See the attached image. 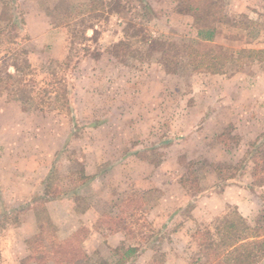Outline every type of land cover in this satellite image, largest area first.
<instances>
[{"label": "rangeland", "instance_id": "1", "mask_svg": "<svg viewBox=\"0 0 264 264\" xmlns=\"http://www.w3.org/2000/svg\"><path fill=\"white\" fill-rule=\"evenodd\" d=\"M92 1L111 4L93 12L97 16L87 24L92 40L71 53L68 22L83 17ZM175 1L0 0V27L14 2L15 14L25 16L21 35L28 39L21 44L41 75L68 62L71 102L69 113L55 97L39 111L34 92L0 95V221L4 209L29 203L52 173L54 189L64 194L49 210L45 203L53 228L45 229L42 241L50 250L54 239L88 227L73 264L117 263L116 248L131 239L123 229L110 230L115 224L106 220L131 192L138 193V203L139 195L147 200V218L163 238L150 244L147 231L127 264H150L154 249L165 253V264H215L196 231L226 209L237 208L250 224L264 226V187L251 186L253 162L234 181L215 172L216 166L237 163L249 141L264 132V0H224L234 13L258 22L260 34L249 40L221 28L211 46L222 51L223 61L210 71L170 74L156 59L125 60L109 49L129 21L145 23L151 39L194 38L193 17L178 12ZM228 131L239 144L227 135V144L222 142ZM15 157H21L18 171L11 168ZM190 171L203 191L196 192L192 177L187 182ZM82 174L93 179L78 186ZM24 215L4 231V264H54L39 260L42 253L26 259L27 238L39 228Z\"/></svg>", "mask_w": 264, "mask_h": 264}, {"label": "trees", "instance_id": "2", "mask_svg": "<svg viewBox=\"0 0 264 264\" xmlns=\"http://www.w3.org/2000/svg\"><path fill=\"white\" fill-rule=\"evenodd\" d=\"M17 2V1H16ZM178 12L191 15L195 29L194 38L188 39L181 36L179 39L156 38L151 39L148 29L142 21H129L117 32V37L110 45L109 49L121 58L126 59H156L163 64L167 73L184 74L186 70L192 72H205L214 69L223 61L222 51L211 46L217 38L220 29L245 35L246 39H256L260 34L259 23L246 15L236 14L229 8V1L224 0H176ZM111 3L92 1L89 8L84 10L83 17H79L74 22L70 21L69 52L73 53L78 44L92 40L87 34L89 20L93 12L101 7H106ZM14 2L10 7V15L5 25L0 27V58L4 57V63L0 66V94H20L22 92H34L33 100L41 110H46L48 102L58 98L60 102L71 110L69 96V78L67 76L68 62L56 65L49 71V75H41L40 70L35 67L29 57V51L22 46L26 36L21 35L25 25L23 15L18 16ZM146 7H152L146 2ZM88 12V13H87ZM88 14V16H86ZM70 59V56H69ZM13 66L15 71L9 72L6 67ZM57 96V97H56ZM229 130L230 127L227 126ZM225 135L239 144L237 136H231V132H223L220 138L224 140ZM227 144V140L222 141ZM253 162L252 187H264V132L258 137L249 141L245 155L235 164H221L215 167V172L219 179L225 182L237 180L245 172L247 164ZM190 177L195 181L196 192L203 191L200 187L199 179L194 172H189ZM92 176L82 174L81 182L78 186L89 183ZM56 178L49 173L42 183V188L38 192L41 196L34 198L31 202L21 206L4 209L0 221V264L5 262L4 231L9 230L12 225H18L21 221V214L28 209H34L39 224L40 235L37 233L27 239L31 248V253L26 259L42 253L39 260H53L54 264H73L75 253H82L81 245L85 239L88 227L82 225L64 239H54L51 242V249L47 250L43 244L45 229H52L53 223L47 213L45 203L49 200L57 199L64 192H56L54 183ZM79 188V187H78ZM75 192L79 195V189ZM74 189L72 190V192ZM60 193V194H59ZM138 193H129L119 203L118 213L107 218L108 226L115 224L112 231L123 229L129 238L130 244H122L117 247L119 260L115 264H127L132 256L139 253L142 248L143 236L147 231L151 232L147 242L161 243L163 235L160 229H152L154 222L147 218L146 202L143 195H139V204L134 197ZM262 199L264 200V194ZM148 206V205H147ZM191 207L193 205H190ZM87 209V208H86ZM190 209V208H189ZM85 210V209H84ZM10 220L11 223H10ZM11 225V226H10ZM152 230V231H151ZM175 231V230H174ZM197 236L199 237L201 249L216 260L215 264H259L264 259V226L252 225L240 213L237 208L226 209L212 222L198 225ZM137 238V240H136ZM141 241L138 242V239ZM133 240V241H132ZM152 248H158L153 244ZM155 250V258L150 264H165V253ZM122 254V256H121ZM87 258V254L84 253ZM75 258V259H72ZM37 259V260H38ZM104 264H111L105 261Z\"/></svg>", "mask_w": 264, "mask_h": 264}, {"label": "crops", "instance_id": "3", "mask_svg": "<svg viewBox=\"0 0 264 264\" xmlns=\"http://www.w3.org/2000/svg\"><path fill=\"white\" fill-rule=\"evenodd\" d=\"M11 1H18V0H11ZM23 18H24V20H25V25H24V28H25V26L27 25V20H26V18H25V16H23ZM24 28H23V30H24ZM88 34V33H87ZM26 36V38L25 39H28V36L27 35H25ZM26 48V47H25ZM27 50H28V48H26ZM29 51V50H28ZM29 57H30V51H29ZM32 62V61H31ZM34 65V64H33ZM35 66V65H34ZM36 67V66H35ZM8 70H9V72H14L15 71V69H14V67L13 66H8ZM1 95V94H0ZM12 99H13V97H11ZM14 99H15V97H14ZM14 99L13 100H11V101H14ZM16 101H21L22 99H20L19 97H16V99H15ZM17 108H18V105H17ZM23 110V109H22ZM38 110L40 111L41 109L40 108H38ZM42 111H44V110H42ZM41 111V112H42ZM42 116H43V114H42ZM72 117V116H71ZM19 126H17L16 127V129L18 128ZM38 129V128H37ZM72 130V129H71ZM72 134V132L70 131L69 132V136ZM68 140V139H67ZM15 146H18V145H16L15 144ZM12 149H16L17 150V148L16 147H13ZM9 155H11V153L9 154ZM19 161H21V157H15V159L13 160V165H12V163H11V168L13 167L15 170H19ZM9 166V165H8ZM47 177V176H46ZM45 177V178H46ZM43 181H44V179L42 180V182H41V188H42V183H43ZM41 190V189H40ZM3 191V189H1L0 188V192H2ZM39 192V191H38ZM31 196V195H30ZM38 196H41V194H39V193H34L33 195H32V197L29 199V201L31 202L34 198H36V197H38ZM56 201H60V200H57V199H54V200H49L48 201V203H47V208H48V210L50 209V204L51 203H55ZM21 205H23V204H21ZM50 212V211H49ZM25 217H31L32 216V218H34V221H35V227H34V229L36 230L37 228H39V224L37 223L38 221H37V218H36V213H35V210L34 209H28V210H25ZM23 213V214H24ZM50 214V213H49ZM26 219V218H25ZM24 219V220H25ZM51 219H52V217H51ZM24 222V221H23ZM21 227V226H20ZM75 230V228L73 229V231ZM38 232V231H37ZM36 232V233H37ZM33 234H35V232L33 233ZM28 239V238H27Z\"/></svg>", "mask_w": 264, "mask_h": 264}]
</instances>
